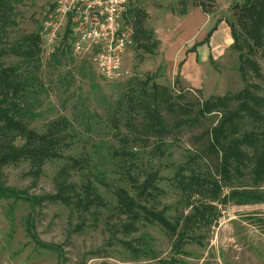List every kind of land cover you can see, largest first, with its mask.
I'll list each match as a JSON object with an SVG mask.
<instances>
[{
	"label": "rangeland",
	"instance_id": "rangeland-1",
	"mask_svg": "<svg viewBox=\"0 0 264 264\" xmlns=\"http://www.w3.org/2000/svg\"><path fill=\"white\" fill-rule=\"evenodd\" d=\"M195 2L179 0L169 7L175 15H180L188 3ZM52 3L53 0H23L17 4L13 13L15 23L0 26V49L8 51L23 45L21 42L26 36L39 34L44 13ZM234 3L224 17L235 24L231 12ZM137 4L131 8L145 12L144 6ZM159 22L158 26L163 27L168 20ZM170 28L172 37L176 38L174 25ZM64 50L48 53L43 46L32 62L7 53L0 57V67L15 66L17 73L27 80L22 96L27 127L44 132L49 122L66 119L68 126L64 133L68 146H63L62 152L65 156L83 159V167L68 168L66 159H50L35 179L26 174L30 170L29 161L21 160L3 167V180L7 186L29 195L53 193L58 171L67 166V180L76 184L78 192L81 184L91 179L104 198L105 206L83 210L73 204L44 202L31 208L22 199L0 198V264H163L172 258L176 259L175 264H264V201L225 205L214 202L216 216H211L209 224H197L190 232V239L200 240L201 244L189 242L183 246L181 254L172 248L174 236L156 222L140 220L135 231L122 232L120 226L127 219L114 194L117 187H123L136 197V189L127 180V170L136 178V184L148 173L155 172L160 193L142 203L155 210L166 207L165 215L170 221L192 211L174 175L179 166L184 167L185 174L215 172V158L204 153L205 132L217 122L219 114L211 113L175 128L173 122L186 115L171 113L162 107L168 132L158 137L142 130L140 113L133 112L134 128L128 125L125 95L139 90L138 82L153 73H156L154 81L166 86L180 103L198 104L212 95L235 93L244 86L238 70L239 52L230 45L219 57L215 55L212 65L201 57L196 66L192 56L184 71L194 81L180 83L174 80L176 74L164 73L165 63L168 72L174 71L175 61L182 57H177L176 44L156 57L133 43L124 54L130 76L116 80L101 77L87 57L74 56ZM254 58L262 77L249 72L248 81L256 83L257 92L264 95V55L257 52ZM244 126L255 130L261 127L248 120ZM122 136L130 138L126 145L120 140ZM16 142L21 143V140L16 139ZM230 185L264 191V183H254L246 170L243 177L232 179ZM228 190L229 186L225 185L223 191ZM190 202L198 203V196L192 197ZM31 212L29 228L36 238L25 228ZM34 239L51 247H43ZM129 244L139 249L140 254L133 253Z\"/></svg>",
	"mask_w": 264,
	"mask_h": 264
},
{
	"label": "trees",
	"instance_id": "trees-1",
	"mask_svg": "<svg viewBox=\"0 0 264 264\" xmlns=\"http://www.w3.org/2000/svg\"><path fill=\"white\" fill-rule=\"evenodd\" d=\"M22 2L23 0H0V26L15 23L13 19L15 6ZM231 12L235 24L228 20L226 22L232 37L231 47L239 52L238 70L244 82L241 90L232 94L212 95L198 104L180 103L166 86L154 81L156 73H153L138 82L139 90L129 91L125 95L129 110L128 125L134 128L133 112L140 113L143 116L142 130L158 137L168 132L161 114L162 107L171 113L186 115L173 122L172 126L175 128L185 123L196 122L211 113L219 114L217 122L205 132L207 143L204 153L215 158V172L185 174L184 167L179 166L174 175L177 187L191 205V212L170 221L165 215L166 207L155 210L142 203L160 193L157 185L159 178L155 172L148 173L141 183L136 184V178L127 170L126 177L136 189V197L130 195L123 187L114 190L117 205L127 219L121 224V231L126 234L135 231L140 220L156 222L174 236L172 248L175 253L183 254L182 248L189 242L201 244L200 240L190 239V232L197 224H209L211 216H216L214 202L225 205L229 202L244 204L264 201V191L230 185L232 179L243 177L245 170L254 183H264V95L257 92L259 86L256 83L248 81L249 72L258 78L262 77L254 56L257 52L264 55V0H242L240 3L232 4ZM143 17L144 13L140 10L135 11L134 43L148 53H155L157 42L153 40L152 32L143 26ZM213 30L214 28H210L201 43L208 40ZM21 43L24 44H19L8 51L0 49V57L12 53L32 62L43 47L38 33L26 36ZM64 51L68 52L67 49ZM26 81L17 73L15 66L0 67V198L22 199L28 202L31 208L44 202L73 204L83 210H89L93 206H105L104 198L97 192L91 179H86L78 192L76 184L67 180V166L61 167L58 171L53 193L29 195L5 184L3 167L21 160L29 161L30 170L26 174L35 179L42 173L44 163L50 159H66L68 168L83 167V159L65 156L62 152L63 146H68L64 133L68 126L66 119L60 118L49 122L44 132H37L25 124L26 109L22 96L26 89ZM233 103L234 108H231ZM191 113L192 116H188ZM246 120L261 127L256 130L246 129L244 126ZM16 139H20L21 143H17ZM120 140L126 145L130 138L122 136ZM97 180L106 184L102 179ZM225 185L229 186L227 193L223 191ZM195 196H198L199 202L191 203V198ZM203 198H208L209 201ZM32 216V212L28 214L25 228L32 238H36L32 228H29ZM36 242L40 243L37 240ZM40 244L43 247H51L44 243ZM128 246L133 253L140 254L139 249L130 244ZM175 262L176 259L172 258L162 263Z\"/></svg>",
	"mask_w": 264,
	"mask_h": 264
},
{
	"label": "built area",
	"instance_id": "built-area-1",
	"mask_svg": "<svg viewBox=\"0 0 264 264\" xmlns=\"http://www.w3.org/2000/svg\"><path fill=\"white\" fill-rule=\"evenodd\" d=\"M130 0H53L39 36L45 51L67 49L85 56L107 80L130 76L125 52L134 43V24L126 14Z\"/></svg>",
	"mask_w": 264,
	"mask_h": 264
},
{
	"label": "crops",
	"instance_id": "crops-1",
	"mask_svg": "<svg viewBox=\"0 0 264 264\" xmlns=\"http://www.w3.org/2000/svg\"><path fill=\"white\" fill-rule=\"evenodd\" d=\"M177 1L179 0H130L126 17L134 24V13L139 9H132L133 5L138 3L137 5L144 6L145 12L141 11L145 15L142 20L143 26L152 32L153 39L155 38L158 47H156L155 53L149 54L159 57L161 53H164V50L168 51L176 44L177 49H179L177 57L180 55L182 57L178 62L175 61L174 71L170 70L169 72L167 71V63L162 60L166 64L164 73L167 76L176 74L174 79L176 82L189 83L194 81L184 71L189 58L194 56L196 66L202 58L205 63L212 65L215 55L219 57L226 47H230V28L224 15L231 3L241 0H196L193 4L188 3L182 14L175 15L172 7L169 6L170 3H176ZM152 20H154V23H152ZM161 20H168V23L160 27L158 24ZM172 25H174L176 38H173L170 32L172 31L170 28ZM210 28H214V30L208 40L201 43ZM163 57H165V54H163ZM159 66L160 64H158Z\"/></svg>",
	"mask_w": 264,
	"mask_h": 264
}]
</instances>
